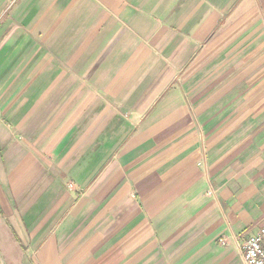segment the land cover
<instances>
[{"label": "crops", "instance_id": "1", "mask_svg": "<svg viewBox=\"0 0 264 264\" xmlns=\"http://www.w3.org/2000/svg\"><path fill=\"white\" fill-rule=\"evenodd\" d=\"M264 225V0H0V264H244Z\"/></svg>", "mask_w": 264, "mask_h": 264}, {"label": "built area", "instance_id": "2", "mask_svg": "<svg viewBox=\"0 0 264 264\" xmlns=\"http://www.w3.org/2000/svg\"><path fill=\"white\" fill-rule=\"evenodd\" d=\"M242 250L244 264H264V225L245 241Z\"/></svg>", "mask_w": 264, "mask_h": 264}]
</instances>
